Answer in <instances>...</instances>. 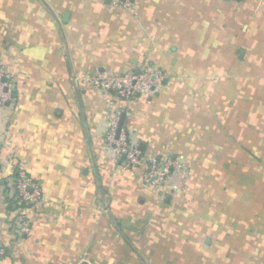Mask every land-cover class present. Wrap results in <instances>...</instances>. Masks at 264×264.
Wrapping results in <instances>:
<instances>
[{
  "label": "crops",
  "instance_id": "0c3cea01",
  "mask_svg": "<svg viewBox=\"0 0 264 264\" xmlns=\"http://www.w3.org/2000/svg\"><path fill=\"white\" fill-rule=\"evenodd\" d=\"M112 1L0 0V181L19 166L43 196L19 242L0 183V264H264V2ZM142 65L161 88L116 104L144 152L186 160L180 192L121 168L80 79Z\"/></svg>",
  "mask_w": 264,
  "mask_h": 264
},
{
  "label": "built area",
  "instance_id": "2783aa9c",
  "mask_svg": "<svg viewBox=\"0 0 264 264\" xmlns=\"http://www.w3.org/2000/svg\"><path fill=\"white\" fill-rule=\"evenodd\" d=\"M263 1L264 0H259ZM118 7L133 11L135 0H113ZM166 75L159 69L148 65L128 67L120 73L96 69L91 74H83L80 79L88 82L99 91L108 105L105 117L103 138L106 147L112 152L121 168L134 177H138L155 191L167 193L186 189L189 166L182 156L171 152L152 155L139 148L134 135L124 127L119 128L121 115L126 116V107H118L117 99L135 100L141 95L154 94L162 86ZM12 75L0 64V109L12 100ZM6 173L3 178V193L17 203L12 212L17 241L23 242L30 235L32 216L36 207L42 205L43 196L39 184L19 166L3 165ZM5 256V248L0 244V260ZM83 258L71 264H81ZM64 264V263H59Z\"/></svg>",
  "mask_w": 264,
  "mask_h": 264
},
{
  "label": "trees",
  "instance_id": "16d2710c",
  "mask_svg": "<svg viewBox=\"0 0 264 264\" xmlns=\"http://www.w3.org/2000/svg\"><path fill=\"white\" fill-rule=\"evenodd\" d=\"M1 184H4L5 182H3V180L0 181ZM3 191V188H2ZM4 199L6 202V207H7V211L10 213V217L11 219H13L12 217V212L18 207L17 203H15V201L12 198H9L7 196L4 195ZM7 253V251L5 250V254Z\"/></svg>",
  "mask_w": 264,
  "mask_h": 264
},
{
  "label": "water",
  "instance_id": "95a60500",
  "mask_svg": "<svg viewBox=\"0 0 264 264\" xmlns=\"http://www.w3.org/2000/svg\"><path fill=\"white\" fill-rule=\"evenodd\" d=\"M63 20L65 21V19H63ZM124 119H125V115H124V113H123V114L121 115V118H120L119 128L122 126ZM139 148L142 149V148H141V145H139ZM113 221H114V220H113ZM81 264H88V263H87L86 261H83Z\"/></svg>",
  "mask_w": 264,
  "mask_h": 264
}]
</instances>
